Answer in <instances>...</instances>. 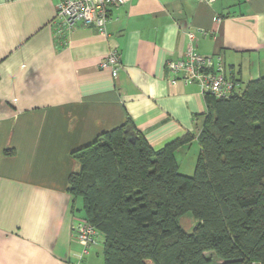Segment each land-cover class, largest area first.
Instances as JSON below:
<instances>
[{"label":"crops","instance_id":"crops-1","mask_svg":"<svg viewBox=\"0 0 264 264\" xmlns=\"http://www.w3.org/2000/svg\"><path fill=\"white\" fill-rule=\"evenodd\" d=\"M61 2L0 0V264H75L73 151L102 133L129 120L156 149L192 134L176 151L191 168L206 94L167 66L190 33L238 89L264 74V0H130L110 7L106 32L77 22L60 35ZM114 49L117 78L101 66Z\"/></svg>","mask_w":264,"mask_h":264},{"label":"trees","instance_id":"trees-1","mask_svg":"<svg viewBox=\"0 0 264 264\" xmlns=\"http://www.w3.org/2000/svg\"><path fill=\"white\" fill-rule=\"evenodd\" d=\"M206 101L193 175L176 158L192 134L156 149L129 120L73 151L68 192L105 264H264V74Z\"/></svg>","mask_w":264,"mask_h":264},{"label":"built area","instance_id":"built-area-1","mask_svg":"<svg viewBox=\"0 0 264 264\" xmlns=\"http://www.w3.org/2000/svg\"><path fill=\"white\" fill-rule=\"evenodd\" d=\"M130 0H62L54 19L57 34L62 35L65 29L71 30L77 22L95 26L106 32L110 20L109 9L122 5ZM211 2L213 0H199ZM194 35L190 33V44L179 59L169 60L167 66L171 73L187 84L200 85L205 94L216 97L231 95L238 90L239 82L226 72V63L221 53L202 54L194 46ZM101 66L109 67L114 78H117L122 67L121 54L117 49L111 50ZM176 79H174L175 81ZM72 229L83 243V255L88 254L101 236L100 231L84 217H76Z\"/></svg>","mask_w":264,"mask_h":264},{"label":"rangeland","instance_id":"rangeland-1","mask_svg":"<svg viewBox=\"0 0 264 264\" xmlns=\"http://www.w3.org/2000/svg\"><path fill=\"white\" fill-rule=\"evenodd\" d=\"M197 158L198 157L196 155L195 160H194V158L191 159V162L193 161V163L191 164L190 169L182 167V168H180V171L183 172L184 174H187V175H193L194 170H195V166L197 163ZM183 162H185V161H183ZM186 162H190V157H189V159L188 158L186 159ZM82 208H83L82 200H81V198H79L76 202V209H77L78 214H82L84 212V210ZM78 217H81V216L78 215ZM180 222L186 230L191 231L192 228L195 226L197 221L192 216L191 213H186L180 218ZM104 239H105L104 236H102V237L99 236L97 243L90 248L89 254H87V255L86 254L83 255L84 246H83V243L81 242V244H82L81 248L75 254V264H78V263H81V264H105ZM83 257H84V259L81 260ZM215 261L216 262L214 264L221 262V260H218V259H216Z\"/></svg>","mask_w":264,"mask_h":264}]
</instances>
